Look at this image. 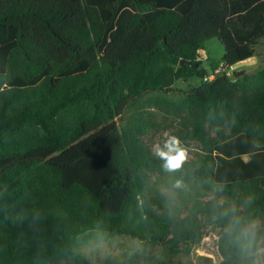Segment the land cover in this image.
I'll return each instance as SVG.
<instances>
[{"label":"trees","instance_id":"trees-1","mask_svg":"<svg viewBox=\"0 0 264 264\" xmlns=\"http://www.w3.org/2000/svg\"><path fill=\"white\" fill-rule=\"evenodd\" d=\"M261 44L264 0H0V264H91L77 241L95 232L190 253L208 226L220 264H264V67L226 72ZM147 103L183 113L178 138L201 145L177 172L142 142ZM152 174L183 183L164 213ZM233 210L255 226L247 251Z\"/></svg>","mask_w":264,"mask_h":264},{"label":"rangeland","instance_id":"rangeland-1","mask_svg":"<svg viewBox=\"0 0 264 264\" xmlns=\"http://www.w3.org/2000/svg\"><path fill=\"white\" fill-rule=\"evenodd\" d=\"M203 48L205 54L202 55L201 51V68L210 71L212 63L223 61L225 49L218 38L210 39ZM261 67H264V44L257 47L256 57L252 60L238 63L235 67L226 69V72L230 75L242 71L251 74ZM199 83L197 79L177 81L174 91L168 94L167 98L175 101L178 99L179 92H189ZM141 112L142 116L139 117V122L148 126L141 137L142 142L155 157H158L155 154L154 146L156 144L163 145L167 138L165 133L178 137L182 130L181 117L184 114L169 110L166 106L161 109L154 103H147ZM128 114L131 115L130 112ZM181 145L188 153L186 162L197 158L202 153L201 145L197 142L185 143L181 141ZM147 184V196L158 212L164 213L171 204H178L177 192L171 179L165 181L161 175L152 174L149 176ZM218 240L217 232L213 231L212 226H208L202 243L190 253L182 251L178 255H168L162 251L160 246L151 245L146 241L141 242L129 236L108 238L99 232H95L78 239L77 252L91 264H220ZM55 264L77 263L69 258Z\"/></svg>","mask_w":264,"mask_h":264},{"label":"clouds","instance_id":"clouds-1","mask_svg":"<svg viewBox=\"0 0 264 264\" xmlns=\"http://www.w3.org/2000/svg\"><path fill=\"white\" fill-rule=\"evenodd\" d=\"M161 146L156 144L154 146L155 154L163 161V169L168 173H174L182 169L185 164L188 153L187 150L181 145V141L178 137L168 135ZM183 187V183L180 180H177L174 184V188L180 189ZM225 217L229 216V212H224ZM227 232L229 236H232L234 233L235 241L241 243L242 251H247L251 248L252 244L255 242V226L248 225L247 227L241 228L240 219L236 218L234 215V210L229 219Z\"/></svg>","mask_w":264,"mask_h":264},{"label":"crops","instance_id":"crops-1","mask_svg":"<svg viewBox=\"0 0 264 264\" xmlns=\"http://www.w3.org/2000/svg\"><path fill=\"white\" fill-rule=\"evenodd\" d=\"M204 51V50H203ZM205 52V51H204ZM242 159H243V161L244 162H249L250 161V159H251V156L250 155H243L242 156ZM261 254H263L264 255V250L261 252Z\"/></svg>","mask_w":264,"mask_h":264},{"label":"built area","instance_id":"built-area-1","mask_svg":"<svg viewBox=\"0 0 264 264\" xmlns=\"http://www.w3.org/2000/svg\"><path fill=\"white\" fill-rule=\"evenodd\" d=\"M203 54H205L204 51H202V55H203ZM200 60H201V58H200ZM221 71H223V70H219V71H217V73H219V72H221ZM214 77H215V76L212 75V76L209 77V79L212 80V79H214Z\"/></svg>","mask_w":264,"mask_h":264},{"label":"water","instance_id":"water-1","mask_svg":"<svg viewBox=\"0 0 264 264\" xmlns=\"http://www.w3.org/2000/svg\"><path fill=\"white\" fill-rule=\"evenodd\" d=\"M185 64V62L183 61L182 62V65H184ZM196 66V65H195ZM202 243V242H201ZM218 250H219V247H218ZM219 255H220V253H219ZM220 258H221V256H220ZM221 260H222V258H221Z\"/></svg>","mask_w":264,"mask_h":264}]
</instances>
